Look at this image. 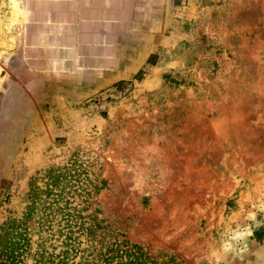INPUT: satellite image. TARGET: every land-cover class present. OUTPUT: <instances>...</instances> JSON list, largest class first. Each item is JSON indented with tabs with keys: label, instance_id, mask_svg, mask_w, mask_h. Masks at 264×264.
I'll return each mask as SVG.
<instances>
[{
	"label": "rangeland",
	"instance_id": "1",
	"mask_svg": "<svg viewBox=\"0 0 264 264\" xmlns=\"http://www.w3.org/2000/svg\"><path fill=\"white\" fill-rule=\"evenodd\" d=\"M11 21L0 230L14 223L32 255L52 251L70 214L158 264H264V0H171L157 64L83 98L19 89L3 70Z\"/></svg>",
	"mask_w": 264,
	"mask_h": 264
},
{
	"label": "crops",
	"instance_id": "2",
	"mask_svg": "<svg viewBox=\"0 0 264 264\" xmlns=\"http://www.w3.org/2000/svg\"><path fill=\"white\" fill-rule=\"evenodd\" d=\"M16 2L12 25L13 0H0V22L11 21L3 51L9 70L36 94L55 89L80 98L151 67L148 59L159 49L155 41L171 6V0Z\"/></svg>",
	"mask_w": 264,
	"mask_h": 264
},
{
	"label": "trees",
	"instance_id": "3",
	"mask_svg": "<svg viewBox=\"0 0 264 264\" xmlns=\"http://www.w3.org/2000/svg\"><path fill=\"white\" fill-rule=\"evenodd\" d=\"M157 62V54L148 59L151 67ZM147 69L141 70L133 79L139 78ZM126 83L121 81L114 87L119 88ZM54 185L57 186L58 183L55 181ZM32 214L33 211L27 214V220L31 219ZM66 215L65 225L57 233L60 245L52 246L50 251L42 243L34 255L31 254L32 244L28 229L18 232L14 223L3 227L0 230V264H28L30 258L34 264H158L146 246L132 243L120 231L109 227L99 231L94 225H78L74 222V216H63ZM82 238L86 243H83Z\"/></svg>",
	"mask_w": 264,
	"mask_h": 264
},
{
	"label": "flooded vegetation",
	"instance_id": "4",
	"mask_svg": "<svg viewBox=\"0 0 264 264\" xmlns=\"http://www.w3.org/2000/svg\"><path fill=\"white\" fill-rule=\"evenodd\" d=\"M9 69H10V66H9V59H8V63H7L6 67L3 70L8 72L10 78L12 79V81H14L15 84H17L19 89H23L24 90L25 89V87H23L24 84H23L22 80H20L18 78L17 72H14V71L11 72ZM25 90H26V92H29V93H32V94H36V93H34V91H29L28 89H25Z\"/></svg>",
	"mask_w": 264,
	"mask_h": 264
},
{
	"label": "bare ground",
	"instance_id": "5",
	"mask_svg": "<svg viewBox=\"0 0 264 264\" xmlns=\"http://www.w3.org/2000/svg\"><path fill=\"white\" fill-rule=\"evenodd\" d=\"M13 3H14L15 12L18 13V6L16 0H13Z\"/></svg>",
	"mask_w": 264,
	"mask_h": 264
}]
</instances>
